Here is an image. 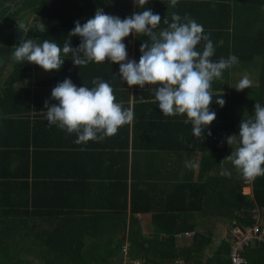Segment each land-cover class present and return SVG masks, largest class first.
Wrapping results in <instances>:
<instances>
[{"label":"crops","instance_id":"1","mask_svg":"<svg viewBox=\"0 0 264 264\" xmlns=\"http://www.w3.org/2000/svg\"><path fill=\"white\" fill-rule=\"evenodd\" d=\"M2 1L3 4L0 7V13L3 9L4 11L0 19V24L9 15H13L15 21L21 18V22L14 25L23 27L26 34L31 28L27 25V19L31 18V12L35 14L36 12L31 7L18 10V4H22L23 0ZM40 1L36 0L35 5ZM133 2L135 3V0ZM154 3L155 8L158 7L162 17H172L173 13L180 16L187 14L198 24L202 25L204 34L209 35L214 48L218 49L219 54L222 55L219 58H211L213 61H218L226 57L225 55L228 53L250 56V52H253V50L250 51L249 49H253L257 44H261L264 47V0H178L175 7L170 6V0H154ZM24 13L28 14V16ZM182 16L183 21L184 17ZM25 17L26 19H23ZM37 17L48 20L40 15H37ZM53 25H49L44 29L36 27L38 29L36 35V41L38 43L47 40L45 34L50 32ZM13 26L0 30V47L4 46L6 48L8 47L9 50L11 49V51H7L5 48L4 55L0 53V85L4 83L13 70L17 60L12 55V49L18 46V41L22 40L14 39ZM27 26L28 28L26 29ZM10 34L13 37V41H10ZM202 48L198 50L202 51ZM133 58L131 56V59ZM62 59L65 60L66 57H62ZM238 61L237 64L223 72L222 79L212 82V86H214L211 87L213 89H211L213 103L210 105V110L215 111L216 118L220 115L218 113H221V109H215V101L221 97L224 99V96H220V92L226 91L227 94L236 97L231 108L230 103L227 105L231 109L233 116L232 118L229 116L225 122L228 124L227 133H225L226 137L221 138V140L215 132V130L218 132L219 130L214 124V121L205 129L204 139L202 140V138H196L193 135L191 122L188 124L184 123V120L187 118L186 115H163L158 104L152 103L145 98L142 99L140 96L134 99L132 86L125 100L119 97V88L115 89L116 102L122 103L124 108H126L127 102V108H131L133 112L135 111L133 121L124 125L123 134L128 145L125 149H119L118 143L121 142L120 139L115 141L103 140L101 143L95 141L88 144H77L75 143V140L78 139L76 133L69 134L66 130L60 129L55 124L50 125L46 118L44 104L45 101L50 105L58 104V101L51 98L52 89L66 78H70L74 84L79 82L80 78L76 75L77 72L72 74H62V71L56 70L46 72L39 66L32 69L24 76L23 80L13 82V86L17 89L25 85L31 90L27 110L24 111L23 106H21L19 107L21 112L11 116L3 115V112L0 110V123L1 117H5L4 123L8 121L7 123L10 125L8 131L13 130L11 125L16 129L20 126L22 128L23 134L18 135L19 139L17 138L19 144L13 145V151L17 154L11 164L14 171L18 172L17 176H19L17 177V182L15 181L16 179L13 180V183L17 186L18 193L20 192L21 195L25 194L26 187L23 176L25 173H28L30 178L28 180L27 190L30 195L32 194L35 203H37L36 205L43 206L49 204L53 207L54 201H56V198L59 199V195L61 194L62 189L60 188L64 185L56 181L62 180L64 177L69 183V188L59 200H63V203L65 201L71 203L64 208L65 210H72L76 212V216L86 219H88V216H94L97 212L105 214L102 218H107L106 212H113L119 208V205L110 207V203L106 204L107 190H109L111 183H119V170L124 161L127 162L128 186H130V182L132 181L131 172L133 165L136 176L147 179L148 175H151L152 178H148V181L150 183L161 184V188L168 187L170 190L172 188L180 190L182 188L180 184L188 182L189 185L186 187L195 191V198L186 197V201L183 200L181 202V194H176V198L179 199L173 205L178 203V206H187L186 208L193 207L192 212H176L177 219L175 221V224L179 227L191 226L192 228L177 232L174 235L175 244L179 248H194V243L198 240H203L200 237L193 242V236L196 232L209 234L211 238L210 243L205 247L202 254L194 261L189 262V264H213L211 259L214 251L218 248L222 240L229 239L228 233L230 229L228 232L226 230L227 238H224L225 236L218 237L217 233L222 232L221 227L226 223L230 226L236 224L235 219H226L227 216H220L218 214L217 209L221 203L219 192L226 193L229 198V205L231 203L233 206L238 205L234 201V196H231L230 193V189L233 190L234 187L238 188L240 186L241 194L248 197L249 200H253L254 198L253 180L244 179L231 161L225 159L232 152L231 147L226 142V138L233 134L238 135L241 120L254 115L255 103H260L264 106V56L259 57L255 55L249 60L238 59ZM245 75L253 81L252 86L251 88L237 91L235 87ZM77 87H81V85ZM152 87L154 86L147 85L148 90H151ZM153 101L155 102V100ZM8 107L16 110L12 103ZM228 109H224V111ZM153 123H156L159 127L157 129L155 127L150 128V124ZM160 125H167V128L160 127ZM208 132H211V135H208ZM42 143L54 152H51L52 154L49 153L53 158L52 166L55 167L53 171L44 170L39 157H35L37 151L43 152L46 150ZM50 143L51 145L48 146ZM26 145L28 146L26 147ZM232 147L234 148L235 146ZM25 154H27L26 157ZM73 159L80 160L84 164L83 167H71L73 165L67 164L68 161H73ZM186 162H192L197 166L192 168L186 167ZM33 165L36 168L34 172L37 174V177H33L34 175H32ZM146 166L150 168L151 174H147ZM108 167H114L115 172L106 171ZM47 171L51 172L53 177L41 178V174ZM113 176L115 178L111 179ZM259 180L264 179L260 178ZM139 187H144V184L140 182ZM215 187H218L220 191ZM215 191L217 192L215 193ZM153 193L157 194L160 192ZM202 193L204 194V198ZM207 198H211L210 205L204 204V200ZM198 200L201 203L199 208L194 207L197 205ZM114 203H117V201ZM31 205L28 204V210L32 206H35V204ZM159 206L161 205L152 202L150 204V213L138 212L134 214V226L132 230V237L134 239H140V241L141 239H147L152 241L163 236L152 224L150 215L157 212ZM206 207L216 209L210 210V213H214L216 216L213 218H205L204 215L207 213L205 211ZM53 208V211L55 209L60 210V207ZM263 210L264 208H259L254 205L250 211L252 217L255 219V223L258 225L260 224L261 218L263 219V224L261 225H264ZM235 213L238 214L239 212L235 211ZM75 215H67L66 217L72 220H78ZM30 218L27 225L29 228L34 227L37 232L42 231V233H46L47 229H51L53 225H56V222H54L55 218L53 217H47V220L43 222L37 219L35 220V218ZM112 219L105 223L108 230L104 227L100 231L102 235L99 237L100 239L105 241L118 239L120 232L119 223L121 224L119 214L115 215ZM128 223L129 219H127V224L123 231L125 239L120 250L123 255V245L128 243V248L131 247V243L127 237ZM99 225L104 224L99 222ZM204 225H211V227H204ZM215 232H217L216 235ZM8 239H13V237L9 236ZM138 243L139 241L132 244L133 261L141 264V259L146 258L144 264H173L171 261H163L160 256L163 253L157 249L146 252V249L140 247ZM213 244L214 251L211 254L209 248ZM41 247L45 248V250L47 249L45 245H41ZM154 248L156 247L154 246ZM18 253L20 257H23V255L28 256L30 259L29 264H42L43 253H40L38 250L31 252H25L24 250V253L20 250Z\"/></svg>","mask_w":264,"mask_h":264},{"label":"trees","instance_id":"2","mask_svg":"<svg viewBox=\"0 0 264 264\" xmlns=\"http://www.w3.org/2000/svg\"><path fill=\"white\" fill-rule=\"evenodd\" d=\"M153 3L154 0H148V3H146L142 7H137L133 0H41L37 5L33 4L31 8L36 12L37 15H40L43 18H47L48 20H58V23L52 26L50 32L45 34V38L49 41L56 42L62 49L65 41L68 40H71L72 46L74 48L79 46V44L81 43L80 37L73 36L71 38L68 35L74 29L75 22L79 21L81 24L85 23L88 19L92 18L95 15L97 9H102L104 13L118 16L121 19L129 17L137 11H143L147 8L150 9L154 14L160 15L158 7L155 8V3ZM2 4L3 1L0 0V7L2 6ZM3 11H1L0 13V19L3 16ZM9 16L3 19V22L0 24V30L3 28H11L14 24H19L21 22V18L15 21L13 15ZM190 18L192 17L190 16ZM164 19H167L169 21V24L172 22L171 17L161 16V23L154 31L159 32L160 30L167 27V25L163 23ZM37 32L38 31L36 28L31 27L25 34L24 39L36 40ZM12 39L13 37L10 34V41H13ZM20 41H18L17 45H19ZM144 41H147L149 43L151 42L147 36L135 33L130 34L123 40V43H125L126 45L129 59H131V56H133L134 60H136L137 62L139 61V57L141 55L139 50L141 44ZM204 43L205 42L201 41L200 45L197 46V50H201V47H204ZM5 48L6 47L4 46L0 47V53L5 52ZM6 49L7 51L9 50L8 47ZM263 49L264 47L261 44H257V46H254L253 49H249L250 51L253 50V52H250V56L228 53L224 58L227 59L229 56L235 55L239 60H249L255 55L259 57L264 56V51L262 52ZM9 51H11V49ZM13 53L14 49H12V55L14 57ZM219 56L222 55L219 54L218 49H215V54L211 58H219ZM62 57H66V59L59 71H62V74H72L74 72H77V74H75L79 76L80 81L76 82L75 85L93 87L94 85L92 84V80L99 77L108 82L113 90L119 88V97L123 98L124 100L127 99L128 93H130V86H128L127 83L124 82L119 76V64H115L106 60L103 63L89 62L86 66H79L78 68L72 63V53H69L67 55L62 54ZM37 67L38 65L29 64L26 60L21 62L16 61L13 70L6 78L4 83L0 85V110L3 112V115H17V113L21 112L19 108L21 106H23L24 111L27 110L31 90L28 86L25 85L17 89L13 86V82L23 80L24 76L28 72ZM132 87V95L134 99L137 96H140L142 99L145 98L148 101L150 100L152 103L158 104V102L153 101L155 100L154 94L151 90L147 89V85L144 88H140L139 86ZM222 92L223 91L220 92V96H224V100L226 101L225 105L223 107L219 105L216 106V104L215 106L213 105L215 109H221V113H218L220 115L214 120V124L217 126V129L220 133L216 130L215 132L219 135L220 140L221 138L226 137L225 133H227L228 124H226L225 122L228 120L229 116L232 118L233 114L230 108L236 100L235 96L227 94L226 91L223 93ZM10 103L15 106L16 110H12L8 107ZM229 103L230 108L227 106ZM127 107L128 103L126 102V108ZM224 109H228L229 111H224ZM4 120L5 117H1L0 264H29L30 262L29 257L26 255H23V257L19 258L17 256L8 254L7 246L9 244L7 241L2 242L4 240L3 236L5 234L7 235L6 238H8L9 236L13 237V235L9 234H14L15 236H19L23 241H35L36 243H40V245H45L47 249L42 255V264H121L124 260V255L120 250L121 245L125 239V234H123V231L127 224V219H129L127 237L129 238V241L131 243V247L128 248V253L126 255L128 257V260L133 259L132 244L137 243L138 241L139 246L146 249V252H150L152 249H157L159 252L163 253L160 255L163 261L167 260L173 263L178 258H182L188 263L194 261L196 258H198L199 255L202 254L205 247L210 243L211 238L209 234L196 232L193 236V242H195L196 239L200 237H202L203 240H198L196 243H194V248H179L175 244L174 235L177 232L192 228L191 226L179 227L177 224H175V221L177 219L176 212H192L193 207L186 208L187 206H178V203L173 205L179 199L176 198L178 194H181L183 198H181V202H183L186 197L195 198V191H192L186 187L189 185L188 182L180 184V186L182 187L180 190L177 188H172L170 190V188L168 187L161 188V184L150 183L148 181L150 178H152L151 175H148L149 179H144L142 177L136 176L133 165L131 172L132 181L130 182V186H128V169L126 161L121 164L120 170L118 168L119 183H111L109 190H107L108 194L106 204L110 203V207L119 205V208L117 210L113 212H106L107 218H102L105 216V214L97 212V214L95 213L94 216H88V219H86L84 217L76 216V212H73L72 210H65L64 208L69 206V204L71 203L67 201L63 203V200H59L69 188V183L67 182V180H65L64 177L62 180L56 181L57 183L64 185L62 186V188H60L62 190L61 194L59 195V199L56 198V201H54L53 205V207L56 208L60 207V210L58 211L55 209V211H53L54 208L49 204L37 206V203H35L32 194L30 195L27 190V185L29 183L28 180L30 178L28 173H25L23 176L26 187L24 195H21L20 192L18 193L17 186L13 183V180L16 179L15 181L17 182V177H19L17 176L18 172L14 171V169L11 167L12 161L17 154L15 151H13V145L19 144L18 135L20 136L23 133L21 126L16 129L13 125H11V128L13 130L8 131L10 129V125L9 123H7L8 121L4 123ZM153 124H150V128L155 127L157 129L159 127L156 125V123ZM160 127L167 128V125H160ZM124 128V126L120 127L115 135L106 137L103 140L115 141L117 139H120L121 142L118 143L119 149H125L128 145L123 134ZM91 142L95 141H89L86 144ZM98 143H101V141H98ZM42 145L45 146L44 143H42ZM50 145L51 143L48 146ZM27 146L28 145H26V147ZM45 149L46 150L43 152L37 151L35 157H39L41 161L40 163H42L44 170L53 171L55 167L52 166L53 158L49 155V153L52 154L54 152L52 151V149L47 148L46 146ZM27 154H25V157ZM67 164L73 165L71 167L77 168L83 167L84 165L80 160L76 159H73V161H68ZM19 167H17V169H19ZM34 167L35 166L33 165L32 175H34L33 177H37V174L34 172L36 171V168ZM146 168L147 174H151L150 168L148 166H146ZM106 171L115 172V169L114 167H108ZM51 174V172L47 171L44 174H41V178H51L53 177V175ZM114 178V176L111 177V179ZM260 178L264 179V176L257 177L253 180V200H249L248 197L241 194L240 186H238V188L234 187L233 190L230 189L231 196H234V201L238 205L233 206L231 205V203L229 205V198L227 194H220L219 196H221V203L220 207L217 209L218 214L220 216H228L232 220L235 219L236 225H239L241 227L254 224L255 219L251 215V209L254 205L258 206L259 208H264V180H259ZM140 182L144 184V187H139ZM190 184L192 183L190 182ZM12 187H14V189H12ZM153 192L160 193L155 194ZM202 196L204 198L203 193ZM115 201H117V203H114ZM198 201L197 205L194 207H200L201 203L200 201ZM152 202L161 205L157 208V212L150 215L152 218V224L155 226V228L158 229L159 232H161L163 236L152 241L147 239H141V241L140 239L136 240L132 237L134 214L138 212L150 213V204ZM28 204H35V206L33 207L31 205V209L29 208L28 210ZM204 204L210 205L211 198H207L206 200H204ZM207 208L208 207H206L205 209ZM241 208L244 209L241 210ZM235 211L239 213L236 214ZM65 214H74L78 220L67 218V215ZM118 214L119 220H121V224L119 223L120 232L118 239H109V241L100 239L99 237L102 236L100 231L104 227L108 230V227L105 226V223L113 220L112 218ZM29 217L35 218V220L37 219L42 222L47 220V217H53L55 218L54 222H56V225H53L51 229H47V232L44 231L46 233H42V231L37 232L34 227H28L27 222L29 221ZM99 222H102L104 225H99ZM259 226L262 227L264 225L259 224ZM230 239L231 236H229V239L222 240L220 242L211 259V261H213V264H230V260L228 258ZM154 246L156 248H154ZM243 255L246 257L247 263L249 264H264V242H256L253 246L247 247L243 251ZM145 259L146 258L141 259L143 264L146 262Z\"/></svg>","mask_w":264,"mask_h":264},{"label":"clouds","instance_id":"3","mask_svg":"<svg viewBox=\"0 0 264 264\" xmlns=\"http://www.w3.org/2000/svg\"><path fill=\"white\" fill-rule=\"evenodd\" d=\"M146 3L148 0H135L137 7ZM177 3L178 0H170L172 7ZM171 20L169 24L164 19L167 27L157 32L154 30L161 23V16L148 8L124 19L97 9L85 23L75 22L69 33L71 38L80 37L78 47L74 48L71 40L65 41L61 49L53 41L38 43L34 39L23 38L13 54L17 62L26 60L46 72L59 71L65 61L62 54L69 53L73 54L72 63L78 68L89 62L103 63L106 60L119 64V76L128 86H154L151 91L162 114L186 115L184 123L191 122L193 135L203 140L205 129L216 119L215 111L210 110L212 82L222 79L223 72L239 61L235 55L213 61V42L209 35L204 34L203 26L189 15L186 14L182 21L180 15L173 13ZM134 33L143 34L151 41L141 44L138 62L128 58L123 43ZM201 41L205 42L202 52L197 50ZM252 83L245 75L235 89L251 88ZM92 84L93 87H77L70 78H66L51 91V98L58 104L50 105L47 101L44 104L49 124H55L69 134L76 133L77 144L102 141L134 119L131 108L126 109L122 103L116 102L114 90L108 82L97 77ZM215 103L223 107L226 101L221 97ZM226 142L232 152L225 159L231 161L244 179L264 176V106L255 103L254 115L242 119L238 135L228 136ZM196 166L186 162V167Z\"/></svg>","mask_w":264,"mask_h":264},{"label":"built area","instance_id":"4","mask_svg":"<svg viewBox=\"0 0 264 264\" xmlns=\"http://www.w3.org/2000/svg\"><path fill=\"white\" fill-rule=\"evenodd\" d=\"M230 248L228 252V258L230 264H245L247 262L246 257L243 255V251L250 246H253L256 242H264V226L260 227L257 223L241 227L239 225H232L230 228ZM124 253V262H127L128 257V243H125L122 247ZM137 264V261H134ZM173 264H189L182 258H178Z\"/></svg>","mask_w":264,"mask_h":264},{"label":"rangeland","instance_id":"5","mask_svg":"<svg viewBox=\"0 0 264 264\" xmlns=\"http://www.w3.org/2000/svg\"><path fill=\"white\" fill-rule=\"evenodd\" d=\"M36 3V0H23L22 1V4L21 3H19L18 4V10H23V9H27V8H29V7H31L33 4H35ZM3 11V10H2ZM10 17V16H9ZM2 55H4V53L2 54ZM217 190H219V188L218 187H215ZM220 191V190H219ZM217 191H215V193H216ZM223 194V192L222 191H220L219 192V195L220 194ZM218 198V197H217ZM210 207V206H209ZM216 210V209H214V208H207V209H205V211H207V213H206V215H204V217L205 218H207V217H209V218H213V217H215L216 215L214 214V213H210V210ZM264 211V210H263ZM262 211V212H263ZM226 219H229V217L227 216L226 217ZM215 220V219H214ZM225 220V219H224ZM5 222V221H4ZM4 222H2V223H4ZM260 224H263V219L261 218V220H260ZM206 226H208L209 228L211 227V225H204V227H206ZM51 227H52V225H51ZM231 228V226L228 224V223H226V224H224V225H222V227H221V230H222V232H220V233H217V232H215V235H216V233L218 234V237H221V236H225L224 238H227V233H226V230H227V232H228V230ZM9 235H13V239H8V238H6V234L3 236V238H4V240L2 241V242H4V241H7L8 242V246H7V248H8V254H11V255H14V256H17V257H19L20 258V255H19V251L21 250V252L22 253H24V250H25V252H31V251H33V250H38L40 253H43L44 251H45V248H42L41 247V245H40V243H36L35 241H29V240H27L28 242H26V240H21V238L19 237V236H15L14 234H9ZM229 236H230V231H229V233H228V238H229ZM25 238H26V236H25ZM24 242V243H23ZM25 245V246H24ZM17 246H19V247H17ZM213 246H214V244L212 245V246H210V253L212 254L213 253V251H214V248H213ZM216 247V246H215ZM16 253H17V255H16ZM134 259H129V260H127V262H126V264H135L134 263V261H133ZM25 263V262H24ZM26 264V263H25ZM138 264V263H137ZM245 264H247V262L245 263Z\"/></svg>","mask_w":264,"mask_h":264},{"label":"water","instance_id":"6","mask_svg":"<svg viewBox=\"0 0 264 264\" xmlns=\"http://www.w3.org/2000/svg\"><path fill=\"white\" fill-rule=\"evenodd\" d=\"M35 25L40 28L44 29L49 25L57 24V20H51V21H46L45 19H41L39 17H34ZM25 34V29L19 25H14L13 26V36L15 40H20L23 39Z\"/></svg>","mask_w":264,"mask_h":264},{"label":"flooded vegetation","instance_id":"7","mask_svg":"<svg viewBox=\"0 0 264 264\" xmlns=\"http://www.w3.org/2000/svg\"><path fill=\"white\" fill-rule=\"evenodd\" d=\"M25 14V13H24ZM23 15V14H22ZM26 16H28V14H25ZM31 18H28L27 19V25L29 26V27H34V28H36L37 26L35 25L36 23H35V21H34V17H37V15L35 14V13H32L31 12ZM21 17V16H20ZM23 19H26V17L25 18H23ZM29 19H31V20H29ZM33 19V20H32ZM46 21H51V20H46ZM24 25V24H23ZM26 26V25H25ZM28 26L26 27V29L28 28ZM37 29V28H36ZM38 30V29H37Z\"/></svg>","mask_w":264,"mask_h":264}]
</instances>
